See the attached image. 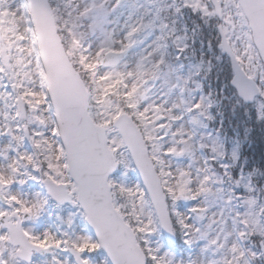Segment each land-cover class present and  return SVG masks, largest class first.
Listing matches in <instances>:
<instances>
[{"label": "snow or ice", "instance_id": "obj_1", "mask_svg": "<svg viewBox=\"0 0 264 264\" xmlns=\"http://www.w3.org/2000/svg\"><path fill=\"white\" fill-rule=\"evenodd\" d=\"M217 95L264 121V0H0V264H264V188L197 136Z\"/></svg>", "mask_w": 264, "mask_h": 264}, {"label": "trees", "instance_id": "obj_2", "mask_svg": "<svg viewBox=\"0 0 264 264\" xmlns=\"http://www.w3.org/2000/svg\"><path fill=\"white\" fill-rule=\"evenodd\" d=\"M195 47L196 59H199V41ZM200 79L204 84V93L223 91L225 76L221 71V65L215 60H213V67L206 78L202 73ZM225 95L231 97V89ZM215 98L221 102L210 110L213 119L206 120V125L212 133L218 135L226 152L236 144L238 160L236 165L230 168V171L236 177L239 172L243 173L244 177L249 175L259 191L264 188V123H256L255 108L250 116L245 114V108L251 107L250 105L237 107L234 98H225L223 95H217ZM199 132L201 133V131ZM230 186L225 185V187ZM238 190L244 191L243 188ZM260 194L264 195V193Z\"/></svg>", "mask_w": 264, "mask_h": 264}, {"label": "rangeland", "instance_id": "obj_3", "mask_svg": "<svg viewBox=\"0 0 264 264\" xmlns=\"http://www.w3.org/2000/svg\"><path fill=\"white\" fill-rule=\"evenodd\" d=\"M256 123L262 124L264 123V121L258 120L257 115H256ZM203 134L205 137H207L210 134L214 140L219 141L216 135L209 133L207 130H204ZM208 142L211 143L212 141H208ZM4 143H6V139H0V147H2ZM207 152L209 153V157L213 155V153L210 152L209 150H207ZM233 153H236L235 147L230 149L229 154H227L225 157L218 158L217 163L234 165L236 163V159L233 158ZM196 155L197 157L203 158V155L201 154V151L198 147L196 150ZM187 162L191 163V158H187ZM0 163H6L2 157H0ZM248 179L249 177H245V182H247ZM12 190L19 191L24 195L25 198L31 199L34 193L37 191H40L41 189H40V185L37 182L29 181L25 185L14 184L12 186ZM0 206H6L3 204L2 200H0ZM55 210H57V208H55ZM55 210L53 208V205H51L50 207H48V209L42 214V216L37 221H26L25 223L26 225L34 227L38 232H42L45 229H49V228L54 232L62 230L64 226L60 225V222L56 219V217L57 215H67L68 210L58 209V212L56 211L57 213L55 212ZM58 225H60L59 229L57 228ZM51 259H52L51 252H47V253L37 252L34 254L33 264H48V262H50Z\"/></svg>", "mask_w": 264, "mask_h": 264}]
</instances>
